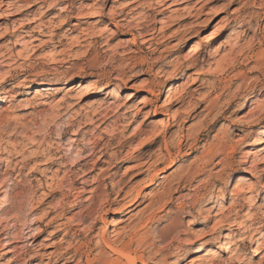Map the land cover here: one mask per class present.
<instances>
[{"label":"rangeland","instance_id":"374dc122","mask_svg":"<svg viewBox=\"0 0 264 264\" xmlns=\"http://www.w3.org/2000/svg\"><path fill=\"white\" fill-rule=\"evenodd\" d=\"M1 1L0 264L51 217L81 264H264V0Z\"/></svg>","mask_w":264,"mask_h":264},{"label":"bare ground","instance_id":"6f19581e","mask_svg":"<svg viewBox=\"0 0 264 264\" xmlns=\"http://www.w3.org/2000/svg\"><path fill=\"white\" fill-rule=\"evenodd\" d=\"M18 1H20V0H18ZM160 1H162V0H160ZM164 1L165 2H168L170 0H164ZM29 2H30L29 6H32L33 5L32 3L34 1L33 0H29ZM165 2L163 4H166ZM174 2H175V0H173L172 3H169L167 5V7L174 5L175 4ZM0 4L1 5H4V4L6 5V3H4L3 1H1ZM52 9H53V7L48 8L46 10V12H49ZM110 14H112V13H110ZM9 16H10V14H8V15L7 14L0 15V20L1 19H4V18H8ZM29 22L32 23V20H30ZM33 28L34 27H32V29ZM177 31L178 30H175V31H173V33L176 34ZM147 32H149V31H147ZM154 32H155V30H154ZM152 34H153V31L152 32H149L148 33V36H150V37L146 38L144 40V42H149L150 40H152V37H151ZM6 35H7V33H4V34L0 35V38H4ZM205 39L208 40L209 37H206ZM199 50H200V47L197 46V48L195 49V52H198ZM20 55H21V53H17V56H20ZM6 59H7L6 54L0 53V65L4 64L6 62ZM5 80L6 79L4 77H2L1 81H4L5 82ZM45 88H47V86L46 87H42L41 90H44ZM86 94H87L86 92L82 93V95L80 97L81 100H83L85 98ZM127 100H130V97ZM141 127H142V125H141ZM165 128H166V126L164 125L162 129H165ZM143 146H144V144L140 148H142ZM167 154L169 155L168 157L170 158V162L173 164L174 161H173V159L171 157V154L169 152H167ZM249 154L250 155H248L246 157V160H249V159L254 158V156H253L254 155V151L250 150V153ZM82 161H83V159H80L78 161V163L79 162H82ZM157 162H156V165L158 164ZM79 165L81 167H84L86 165V163H83V164H80L79 163ZM81 172H83V174L80 177H82L84 175H87V173L85 172V170H83ZM248 181H250V179H249V177L247 175H234V176H232V182L244 183V182H248ZM73 189L76 190V189H78V187H74ZM35 208H33V210ZM33 210L31 209V212ZM50 212L51 211H49L48 213H50ZM111 220H113V219H111ZM38 221L39 220H34V221H31L29 224H30V226H32V225L36 224ZM55 221H56V217H51V219L46 223L47 226H54L55 231L54 230H51L50 233L48 234L49 237H43L42 238V241H43L42 243H37V244L34 243L35 239H33V238H36V236H38L43 231V229L40 226H38V227H32V228L29 227V226L26 227L28 229L25 230L26 231L25 234H30L28 237L26 236V238L29 239V242H28L27 246L25 247L26 249H25V251H22V252L18 253V255L16 256V258L11 259L10 260V264L11 263H15V264H52V263L53 264H67V263H69L71 261H74V260H77L76 264H81L82 262H85L86 260H88V257L90 256L91 252L93 251V248H91L88 245L86 247L87 250L81 251L80 248H79V246L72 247L71 244H67V246L63 247L62 244H57V243L48 244L47 243V242H49V241L52 240V238L54 237V235L56 234V232L62 231V230H64V231L67 230L66 225H69L70 224L69 221H66V222H61V223H58V224L54 225ZM4 227H6V226H4ZM14 227H16L15 224L13 226L8 227V230L10 228L13 229ZM247 228H248L247 231H249V232H253L254 231L253 224L248 225ZM114 232H115V234H118L120 232V229L117 227L116 229H114ZM21 233H24V232H21ZM1 234H2V232L0 231V235ZM69 235H71V234H70V231L68 229L63 234L62 239L64 238V236H69ZM71 236H73V234ZM5 237L8 238V236H5ZM23 237H25V236H23ZM201 238H204V236L203 237H200V239ZM259 238H258V240H259ZM8 243H5V245H7ZM100 243H102L103 244L102 246H104V247H101ZM257 243L258 244H261V242H259V241ZM98 245L100 247V252L98 253L99 256L94 259L96 261V264H138V263H142L143 264L144 263V260L145 259L142 257V255H137L136 253L132 252L127 245H122L121 247H118L115 244V241H113L111 239H108V238H104V237H101ZM197 246L198 247L195 249V251L193 252V254H197V253L201 252L202 247L200 245H197ZM48 248H51V250L48 251ZM105 248L107 250L113 252V253H117L118 256L116 258H114V259L107 258L106 256L108 254L105 251ZM207 250H208V255H209V253L211 251H210V249H207ZM252 250H253L252 251V253H253L252 256H257V255L261 254L260 249L257 248V247H255ZM83 257L85 258V260H82ZM35 260H39V262L38 261H35ZM207 261L210 264H213L214 263V258H210Z\"/></svg>","mask_w":264,"mask_h":264}]
</instances>
